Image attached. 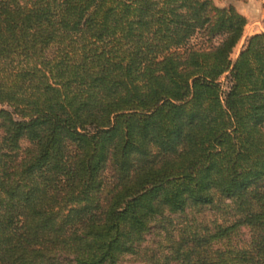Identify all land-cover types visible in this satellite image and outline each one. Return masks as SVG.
Returning <instances> with one entry per match:
<instances>
[{
	"label": "trees",
	"instance_id": "trees-1",
	"mask_svg": "<svg viewBox=\"0 0 264 264\" xmlns=\"http://www.w3.org/2000/svg\"><path fill=\"white\" fill-rule=\"evenodd\" d=\"M216 1L0 0V264H117L205 207L152 264H264V31L232 59Z\"/></svg>",
	"mask_w": 264,
	"mask_h": 264
},
{
	"label": "rangeland",
	"instance_id": "rangeland-1",
	"mask_svg": "<svg viewBox=\"0 0 264 264\" xmlns=\"http://www.w3.org/2000/svg\"><path fill=\"white\" fill-rule=\"evenodd\" d=\"M220 5H224L225 0L216 1ZM246 36L242 34L240 40L234 46L231 52V58L235 59L240 49L246 41ZM195 38L193 42H197ZM223 86L226 85V78L221 77ZM24 144V143H23ZM108 181L112 180L111 171L106 174ZM224 215L220 210L215 208L205 207L200 210H187L182 213L165 212L164 216L157 217L150 223L148 231L145 233L144 238L138 244L135 252L123 254L117 264H152L154 259L166 253L169 249L172 235L177 234V229L183 227L185 224L193 222L198 224H207L212 227L216 222H222ZM250 230L247 226L243 225L239 229L230 234L228 238H223L216 241L215 247H239L247 243L250 238Z\"/></svg>",
	"mask_w": 264,
	"mask_h": 264
},
{
	"label": "crops",
	"instance_id": "crops-1",
	"mask_svg": "<svg viewBox=\"0 0 264 264\" xmlns=\"http://www.w3.org/2000/svg\"><path fill=\"white\" fill-rule=\"evenodd\" d=\"M229 2L246 17L243 35L264 31V0H225Z\"/></svg>",
	"mask_w": 264,
	"mask_h": 264
}]
</instances>
